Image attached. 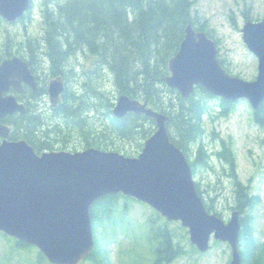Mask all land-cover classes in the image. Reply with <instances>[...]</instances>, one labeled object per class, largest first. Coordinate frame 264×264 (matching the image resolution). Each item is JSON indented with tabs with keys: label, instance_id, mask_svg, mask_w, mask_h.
Listing matches in <instances>:
<instances>
[{
	"label": "water",
	"instance_id": "95a60500",
	"mask_svg": "<svg viewBox=\"0 0 264 264\" xmlns=\"http://www.w3.org/2000/svg\"><path fill=\"white\" fill-rule=\"evenodd\" d=\"M31 0H0V17L7 22L22 18ZM242 40L257 57V74L245 80L221 65L214 40L189 23L177 52L168 61L165 84L183 98L195 86L225 100L245 99L255 110L264 100V16L246 20ZM24 83L36 92L34 75L18 56L0 62V119L25 106L13 94ZM64 90L61 78L49 82L51 105ZM128 112L144 114L155 122V131L137 156L88 147L79 151L51 150L37 154L25 140H9V126L0 121V232L36 246L53 264H79L91 254L94 232L90 207L115 193L130 196L152 207L168 221H179L199 252L209 248L211 237L231 248L229 264H242L239 249L240 211L224 221L209 212L199 195L192 168L169 138L168 115L147 101L121 94L112 108L116 117Z\"/></svg>",
	"mask_w": 264,
	"mask_h": 264
},
{
	"label": "trees",
	"instance_id": "16d2710c",
	"mask_svg": "<svg viewBox=\"0 0 264 264\" xmlns=\"http://www.w3.org/2000/svg\"><path fill=\"white\" fill-rule=\"evenodd\" d=\"M35 2L41 13L40 36L17 40L1 31L0 59L2 55L19 54L26 48L38 55H53L58 65L75 58L78 52L86 54L90 63L80 74L72 72L70 75V84L55 108L56 115L51 118V123H46L31 106L26 107L23 114L17 112L7 116L3 122L10 126V139H25L38 152L53 149L56 141L52 139L57 137L61 149L76 150L79 147H76L74 138L79 137L81 148L115 149L124 155L136 156L156 125L144 114L113 115L116 98L127 94L147 101L149 107L168 115L169 138L184 152L193 174L198 166L211 167L203 117L211 112L207 99L214 96L196 86L189 97L183 98L176 89L165 84V77L169 74L168 61L177 52L189 23L213 38L207 21H200L194 11V0H33ZM30 12L19 22L30 19ZM244 15L248 19V13L244 12ZM220 62L230 73L222 58ZM218 99L219 111L215 117H226L234 109L235 102ZM252 117L254 123L264 129V100L252 110ZM214 137L212 135L211 142L216 140ZM122 141L134 146L126 147L120 144ZM221 143L215 154L220 162L221 159L225 161L226 175L233 183V205L230 208L241 213L240 240L245 249L261 254L264 242L253 236V219L248 220V215H243L247 209L253 208L255 197L249 185L237 177L230 148L223 140ZM195 185L202 197L199 183L195 182ZM119 196L127 197L115 193L92 204L90 216L94 231L96 222L111 214ZM203 202L209 212L220 216L213 209L212 202L204 199ZM168 223L166 220L163 225H151L148 239L154 244L152 264H168L183 254L179 243L174 242ZM16 243L31 246L18 240ZM96 244L94 237L92 253L80 264L87 260L97 262Z\"/></svg>",
	"mask_w": 264,
	"mask_h": 264
},
{
	"label": "rangeland",
	"instance_id": "374dc122",
	"mask_svg": "<svg viewBox=\"0 0 264 264\" xmlns=\"http://www.w3.org/2000/svg\"><path fill=\"white\" fill-rule=\"evenodd\" d=\"M193 5L200 21H207L208 30L217 45L218 57L225 61L230 73L245 80L254 79L257 74V57L243 42L241 28L246 21L244 12L253 21L264 16V0H194ZM30 11V19L23 22H0V32H7L17 40L30 36L38 38L41 13L37 2ZM75 59L77 66L81 62L83 66L90 63V59L83 52H78ZM75 69L81 72L78 68ZM207 100L212 113L204 115L203 123L212 163L211 167L198 166L194 181L199 183L203 199L208 203L212 202L213 209L227 221L233 205V183L226 175L228 168L223 165L225 161L221 159L220 162L215 154L221 148L223 140L233 155L237 177L242 183L249 185L255 197V205L243 215H248V220L253 219V236L259 242H264V129L254 123L252 108L247 100L234 101V109L226 117H215L219 111L217 97ZM212 135L216 139L213 142L210 141ZM75 140L76 147L81 149L78 139ZM120 144L134 146L127 141ZM140 151L141 149L138 153ZM114 202L111 214L96 222L94 237L97 241V262L87 260L83 264H152L154 244L148 239L150 228L153 224L163 225L166 219L147 204L132 198L119 196ZM167 226L174 242H178L183 251V254L168 264H229L231 248L226 242L211 237L208 250L201 253L190 243L188 231L180 228L179 221H169ZM239 249L242 264H264V252L259 254L256 250L253 252L245 249L242 240L239 242ZM0 264L48 262L42 258L36 247L18 245L15 238L0 232Z\"/></svg>",
	"mask_w": 264,
	"mask_h": 264
},
{
	"label": "flooded vegetation",
	"instance_id": "af4514ba",
	"mask_svg": "<svg viewBox=\"0 0 264 264\" xmlns=\"http://www.w3.org/2000/svg\"><path fill=\"white\" fill-rule=\"evenodd\" d=\"M32 47H35L32 45ZM19 56L23 60H25L28 64V67L31 70V73L35 77L36 81V92L32 90L31 87L28 85L22 83L21 88L19 90H14L13 87L9 89L8 92H5L4 94H13L16 98V100L20 103H22L25 107H34L36 108L37 113H39L42 118L45 119L46 123H51V118H55V108L58 106L62 99V94L67 88V86L70 84L71 81V76L72 72L75 75L80 74L78 71H76L75 68H78L80 71L83 70L87 65L83 66V63H80V66H77L76 64V59H70L67 61L65 64H59L56 60L52 58L53 55H49L48 53H45L44 55H36L35 52H30L26 48L24 51H22L19 54L16 53H7L6 55H2L0 62L6 58H10L12 56ZM59 77L62 79L64 83V90L60 94V100L56 103L55 106L51 105V101L49 98V93H48V86L49 82L56 78ZM7 117V116H6ZM1 118L0 121L4 123V119L6 118ZM9 140L10 139V133H9ZM78 139V142L80 140L79 137L74 138ZM52 140H55V144L53 146V149L50 150H60L61 148V142L59 141V138H53ZM2 141V138H0V142ZM76 141V140H75ZM75 143V142H74ZM81 146V145H80ZM81 148V147H80ZM88 147H83L81 149H85ZM47 150L46 149H41L37 153H41L43 151ZM80 150V149H78ZM167 264V263H166Z\"/></svg>",
	"mask_w": 264,
	"mask_h": 264
}]
</instances>
